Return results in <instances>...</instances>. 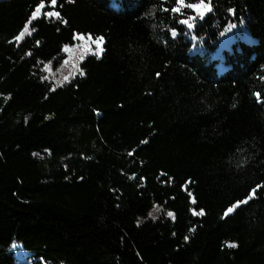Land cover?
<instances>
[{
  "label": "trees",
  "instance_id": "obj_1",
  "mask_svg": "<svg viewBox=\"0 0 264 264\" xmlns=\"http://www.w3.org/2000/svg\"><path fill=\"white\" fill-rule=\"evenodd\" d=\"M40 3L0 0V264H264V0Z\"/></svg>",
  "mask_w": 264,
  "mask_h": 264
},
{
  "label": "rangeland",
  "instance_id": "obj_2",
  "mask_svg": "<svg viewBox=\"0 0 264 264\" xmlns=\"http://www.w3.org/2000/svg\"><path fill=\"white\" fill-rule=\"evenodd\" d=\"M25 31L23 32V35ZM101 51L102 47L98 45L94 39H91L90 37L79 38L72 47L66 48L63 64L56 68L53 64L46 67L44 69V77L53 85L61 86L66 83L71 76H78L79 64L86 56L100 55ZM36 156L40 155L37 154ZM152 216H155V212L152 213ZM12 252L17 264H35V261L19 247H13Z\"/></svg>",
  "mask_w": 264,
  "mask_h": 264
},
{
  "label": "snow or ice",
  "instance_id": "obj_3",
  "mask_svg": "<svg viewBox=\"0 0 264 264\" xmlns=\"http://www.w3.org/2000/svg\"><path fill=\"white\" fill-rule=\"evenodd\" d=\"M57 2H58V0H50V5L55 7L57 5ZM177 3L183 5L184 0H177ZM187 6L196 9L197 12H202V9L206 8V5H204V0H201V3L199 5H187ZM45 7H46V5L44 3V0H41V3L36 7L35 11H33L32 18L35 19L37 16V13L41 12V9H43ZM207 10L211 11L210 8H208ZM173 11H179V9H173ZM44 15H46L48 17H52V16H56L58 18L60 17V13L56 12V11H49V12L44 13ZM64 23H67V21H64ZM181 23L187 24V21H181ZM188 27L191 28L192 25L188 24ZM25 30H27V28H25ZM21 35H23V33H21ZM85 35L91 37V34L75 33L74 39L77 37H84ZM172 35H173V37H175L177 35V33L175 31H173ZM17 39H19V37H17ZM94 39H95V42L102 47V42L105 41V37L99 36V37H95ZM45 151H47V150H45ZM34 155H37V154L34 153ZM238 203H244V201H240ZM228 211L231 212L232 208H229ZM149 215H152V213H149ZM168 215L171 216L172 213L169 212Z\"/></svg>",
  "mask_w": 264,
  "mask_h": 264
}]
</instances>
